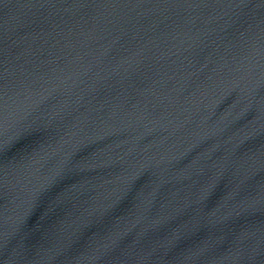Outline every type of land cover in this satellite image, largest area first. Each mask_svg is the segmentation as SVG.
I'll return each mask as SVG.
<instances>
[{
	"label": "water",
	"instance_id": "water-1",
	"mask_svg": "<svg viewBox=\"0 0 264 264\" xmlns=\"http://www.w3.org/2000/svg\"><path fill=\"white\" fill-rule=\"evenodd\" d=\"M0 264H264V0H0Z\"/></svg>",
	"mask_w": 264,
	"mask_h": 264
}]
</instances>
